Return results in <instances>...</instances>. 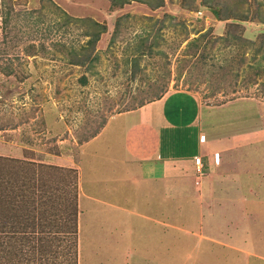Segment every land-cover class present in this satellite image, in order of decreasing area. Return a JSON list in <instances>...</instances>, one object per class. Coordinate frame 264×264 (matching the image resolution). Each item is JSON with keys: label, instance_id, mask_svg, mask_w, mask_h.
I'll return each mask as SVG.
<instances>
[{"label": "rangeland", "instance_id": "rangeland-1", "mask_svg": "<svg viewBox=\"0 0 264 264\" xmlns=\"http://www.w3.org/2000/svg\"><path fill=\"white\" fill-rule=\"evenodd\" d=\"M174 90L258 108L261 139L235 150L264 199V0H0V264H264V235L241 224L129 233L91 180L106 161L85 142Z\"/></svg>", "mask_w": 264, "mask_h": 264}, {"label": "crops", "instance_id": "crops-1", "mask_svg": "<svg viewBox=\"0 0 264 264\" xmlns=\"http://www.w3.org/2000/svg\"><path fill=\"white\" fill-rule=\"evenodd\" d=\"M259 112L242 98L210 105L190 90H174L114 114L103 128L115 136L101 138L98 150L93 145L100 133L85 142L93 159L102 152L106 161L105 171L96 175L93 169L91 180L103 178L110 196L105 205L116 209L117 224L124 215L132 220V234L230 235L228 225L241 230V224L245 237L264 235V199L247 194L258 187L261 167L248 166L252 155L235 150L251 144L252 134L261 139ZM195 155L202 157V174Z\"/></svg>", "mask_w": 264, "mask_h": 264}, {"label": "built area", "instance_id": "built-area-1", "mask_svg": "<svg viewBox=\"0 0 264 264\" xmlns=\"http://www.w3.org/2000/svg\"><path fill=\"white\" fill-rule=\"evenodd\" d=\"M193 161L196 167V170L199 174H202V158L199 155L193 156Z\"/></svg>", "mask_w": 264, "mask_h": 264}, {"label": "trees", "instance_id": "trees-1", "mask_svg": "<svg viewBox=\"0 0 264 264\" xmlns=\"http://www.w3.org/2000/svg\"><path fill=\"white\" fill-rule=\"evenodd\" d=\"M219 15H220V13H218ZM4 21H7V19L5 18V20ZM83 61H82V59H78V61H74V63L75 64H80V63H82ZM0 158H3V157H0ZM5 159V158H4Z\"/></svg>", "mask_w": 264, "mask_h": 264}, {"label": "clouds", "instance_id": "clouds-1", "mask_svg": "<svg viewBox=\"0 0 264 264\" xmlns=\"http://www.w3.org/2000/svg\"><path fill=\"white\" fill-rule=\"evenodd\" d=\"M202 158V157H201ZM202 168H203V161H202ZM199 174V173H198Z\"/></svg>", "mask_w": 264, "mask_h": 264}]
</instances>
